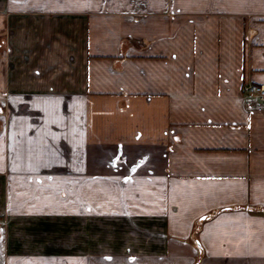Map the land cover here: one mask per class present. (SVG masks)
Listing matches in <instances>:
<instances>
[{"label":"crops","instance_id":"0c3cea01","mask_svg":"<svg viewBox=\"0 0 264 264\" xmlns=\"http://www.w3.org/2000/svg\"><path fill=\"white\" fill-rule=\"evenodd\" d=\"M255 4L0 0V264H264Z\"/></svg>","mask_w":264,"mask_h":264},{"label":"rangeland","instance_id":"374dc122","mask_svg":"<svg viewBox=\"0 0 264 264\" xmlns=\"http://www.w3.org/2000/svg\"><path fill=\"white\" fill-rule=\"evenodd\" d=\"M210 1L215 3L213 10L224 9L228 12L246 11L252 14L261 12V8L257 4H255V0H250L245 3H243V0H210ZM3 92L4 93L2 94L7 95L8 90L5 89ZM2 94L0 93V106L2 107V109H4V107L7 106V101L9 100V98H7L6 95L3 96Z\"/></svg>","mask_w":264,"mask_h":264},{"label":"built area","instance_id":"2783aa9c","mask_svg":"<svg viewBox=\"0 0 264 264\" xmlns=\"http://www.w3.org/2000/svg\"><path fill=\"white\" fill-rule=\"evenodd\" d=\"M253 92L261 99H264V85H255L253 87Z\"/></svg>","mask_w":264,"mask_h":264}]
</instances>
